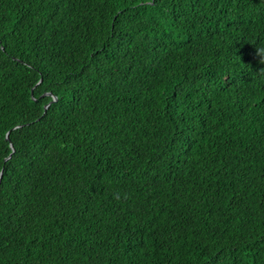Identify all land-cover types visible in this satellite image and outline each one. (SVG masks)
<instances>
[{"label": "trees", "instance_id": "obj_1", "mask_svg": "<svg viewBox=\"0 0 264 264\" xmlns=\"http://www.w3.org/2000/svg\"><path fill=\"white\" fill-rule=\"evenodd\" d=\"M261 49L264 0H0V264H264Z\"/></svg>", "mask_w": 264, "mask_h": 264}, {"label": "water", "instance_id": "obj_2", "mask_svg": "<svg viewBox=\"0 0 264 264\" xmlns=\"http://www.w3.org/2000/svg\"><path fill=\"white\" fill-rule=\"evenodd\" d=\"M55 100V98H53V101ZM48 106V105H47ZM46 106V107H47ZM46 107H45V109H46ZM5 140H8V135H6V137H5Z\"/></svg>", "mask_w": 264, "mask_h": 264}, {"label": "clouds", "instance_id": "obj_3", "mask_svg": "<svg viewBox=\"0 0 264 264\" xmlns=\"http://www.w3.org/2000/svg\"><path fill=\"white\" fill-rule=\"evenodd\" d=\"M260 52L262 55H264V49H261Z\"/></svg>", "mask_w": 264, "mask_h": 264}]
</instances>
